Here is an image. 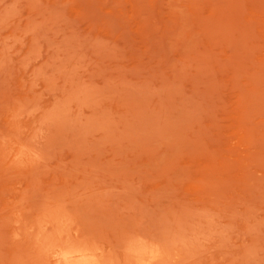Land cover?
<instances>
[{"label":"rangeland","instance_id":"374dc122","mask_svg":"<svg viewBox=\"0 0 264 264\" xmlns=\"http://www.w3.org/2000/svg\"><path fill=\"white\" fill-rule=\"evenodd\" d=\"M0 264H264V0H0Z\"/></svg>","mask_w":264,"mask_h":264}]
</instances>
